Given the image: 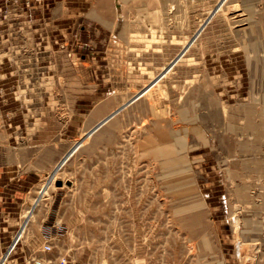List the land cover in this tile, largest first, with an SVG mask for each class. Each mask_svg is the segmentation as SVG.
Returning a JSON list of instances; mask_svg holds the SVG:
<instances>
[{"label":"rangeland","instance_id":"rangeland-1","mask_svg":"<svg viewBox=\"0 0 264 264\" xmlns=\"http://www.w3.org/2000/svg\"><path fill=\"white\" fill-rule=\"evenodd\" d=\"M23 2L0 42V263L264 264V0H104L103 24L73 5L50 42Z\"/></svg>","mask_w":264,"mask_h":264},{"label":"crops","instance_id":"crops-1","mask_svg":"<svg viewBox=\"0 0 264 264\" xmlns=\"http://www.w3.org/2000/svg\"><path fill=\"white\" fill-rule=\"evenodd\" d=\"M3 5L0 7V42H4L6 36L8 35V31H14L15 27L11 25L10 19L12 18V13L14 9H10V2L11 0H2ZM41 2L38 4L36 9H34V17H36V22H38V26L34 27V30L40 31V34H47L49 38V42L51 38L54 37V33L56 31L57 26V18L58 12L61 15L67 16L69 14L74 13V11L70 10L73 5L77 8H80V13L86 16V19L90 18L96 22H103L107 21V18L103 17V13L101 10H104V0H93L92 4L89 5V0H40ZM22 0V4H23ZM17 7L15 17H24L25 10L22 6ZM92 11H90V7ZM104 8V9H103ZM110 8V6H109ZM33 11V10H31ZM109 21V19H108ZM19 27H24L19 25ZM42 29V30H41ZM17 32V31H16ZM39 33V32H38ZM2 44L0 45V47Z\"/></svg>","mask_w":264,"mask_h":264},{"label":"water","instance_id":"water-1","mask_svg":"<svg viewBox=\"0 0 264 264\" xmlns=\"http://www.w3.org/2000/svg\"><path fill=\"white\" fill-rule=\"evenodd\" d=\"M224 0H221V2L219 3V5L223 2ZM218 5V6H219ZM218 6L213 10V12L211 13V15L209 16V18L207 19V21L211 18V16L216 12V10L218 9ZM206 21V22H207ZM193 41V40H192ZM191 41V42H192ZM190 45V43L182 50V52L181 53H179V55L172 61V65L180 58V56L186 51V49L188 48V46ZM163 74L162 73H160L159 75H158V79L162 76ZM140 94H138L135 98H137L138 96H139ZM108 119V118H107ZM107 119L105 120V121H107ZM104 120H102L96 127H95V129H97L98 127H100L102 124H104V122H105ZM94 129V130H95ZM35 207V206H34ZM34 207L32 208V210L34 209Z\"/></svg>","mask_w":264,"mask_h":264},{"label":"built area","instance_id":"built-area-1","mask_svg":"<svg viewBox=\"0 0 264 264\" xmlns=\"http://www.w3.org/2000/svg\"><path fill=\"white\" fill-rule=\"evenodd\" d=\"M45 249H51L52 246L50 244H45L44 246ZM37 263H41L40 260H36ZM59 264H67V260L66 259H62Z\"/></svg>","mask_w":264,"mask_h":264},{"label":"bare ground","instance_id":"bare-ground-1","mask_svg":"<svg viewBox=\"0 0 264 264\" xmlns=\"http://www.w3.org/2000/svg\"><path fill=\"white\" fill-rule=\"evenodd\" d=\"M148 89H149V88H148ZM148 89L144 90L143 93L146 92ZM52 177H53V176H52ZM17 240H18V239H17ZM15 243H16V241L14 242V244H15ZM14 244H13V245H14ZM13 245H12V246H13ZM12 246H11V247H12ZM8 253H9V251L3 256L1 263L4 262V260L6 259V256H7ZM1 263H0V264H1Z\"/></svg>","mask_w":264,"mask_h":264}]
</instances>
